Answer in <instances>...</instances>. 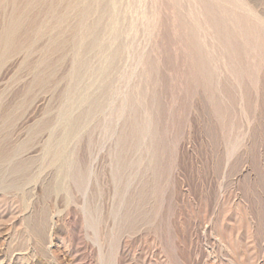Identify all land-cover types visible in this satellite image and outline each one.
Returning a JSON list of instances; mask_svg holds the SVG:
<instances>
[{"label": "rangeland", "instance_id": "obj_1", "mask_svg": "<svg viewBox=\"0 0 264 264\" xmlns=\"http://www.w3.org/2000/svg\"><path fill=\"white\" fill-rule=\"evenodd\" d=\"M36 1L0 0V264H264V0Z\"/></svg>", "mask_w": 264, "mask_h": 264}, {"label": "bare ground", "instance_id": "obj_2", "mask_svg": "<svg viewBox=\"0 0 264 264\" xmlns=\"http://www.w3.org/2000/svg\"><path fill=\"white\" fill-rule=\"evenodd\" d=\"M36 1V0H35ZM40 1V0H39ZM90 1V0H89ZM94 1V0H93ZM30 2V1H29ZM34 2V1H33ZM32 2V3H33ZM37 2V1H36ZM80 2V1H79ZM32 3L30 4V5H32ZM84 3V2H83ZM96 3V2H95ZM90 4V3H89ZM94 4V3H93ZM38 5V4H37ZM72 5V4H71ZM71 5H70V7H71ZM85 5V4H84ZM29 6V5H28ZM80 6V5H79ZM85 6H87V5H85ZM37 7V6H36ZM76 7H78V6H76ZM83 7V6H82ZM81 8V7H80ZM91 8V7H90ZM70 9V8H69ZM83 9H84V7H83ZM24 10H25V8H24ZM73 10H75L74 8H73ZM72 10V11H73ZM78 10V9H77ZM77 10L75 11V13L77 12ZM70 11V10H69ZM72 11H70L71 13H72ZM83 11V10H82ZM90 11V10H89ZM14 13L12 14V16L10 17V19L8 20V22H7V24L5 25V27H4V29H2V34H1V39H0V56H2V58H3V56H5L6 55V53L8 52V51H10V49L12 48V46L14 45V41H16L15 40V35H17V32L20 30V28L22 27V13H24V12H22V13H19V11H18V9L17 10H14L13 11ZM68 12V11H67ZM113 12V11H112ZM111 12V13H112ZM78 13H79V11H78ZM95 13V12H94ZM82 14V13H81ZM88 14V13H87ZM30 15V14H29ZM28 15V16H29ZM71 15V14H70ZM90 15V14H89ZM115 15V14H114ZM26 16V15H25ZM27 16V17H28ZM91 16V15H90ZM62 17V16H61ZM68 17V16H67ZM83 17V16H82ZM85 17V16H84ZM29 18V17H28ZM69 18V17H68ZM80 18V17H79ZM25 20L27 19V18H24ZM64 19V18H63ZM88 19V18H87ZM57 20V19H56ZM68 20V19H67ZM81 20H82V18H81ZM80 20V21H81ZM84 20H86V19H84ZM62 21V20H61ZM83 21V20H82ZM87 22H88V20H86ZM98 21H99V19H98ZM112 22H115V20L114 21H112ZM61 23V22H60ZM65 23H66V21H65ZM81 23V22H80ZM83 23V22H82ZM81 23V24H82ZM84 23H86V22H84ZM97 23V22H96ZM32 24V23H31ZM87 24V23H86ZM85 24V25H86ZM112 24V23H111ZM62 25V24H61ZM115 25V24H114ZM116 25H117V23H116ZM53 26V25H52ZM88 26H90V24H88ZM97 26V25H96ZM112 26V25H111ZM53 27H56V26H53ZM83 27V26H82ZM92 27V26H91ZM98 27V26H97ZM96 27V28H97ZM114 27V26H113ZM84 28V27H83ZM82 28V29H83ZM95 28V27H94ZM96 28H95V31H96ZM59 29V28H58ZM87 29V28H86ZM90 29V28H89ZM92 29V28H91ZM81 30V29H80ZM73 31H75V30H73ZM114 31V30H113ZM116 31V30H115ZM76 32V31H75ZM86 32H87V30H86ZM90 32V31H89ZM92 33H93V31H92ZM92 33H91V35H92ZM60 35H61V33H60ZM75 35V34H74ZM89 35H90V33H89ZM76 36V35H75ZM95 36V35H94ZM93 36V37H94ZM59 37H61V36H59ZM86 37V36H85ZM90 37V36H89ZM76 38V37H75ZM82 38H83V36H82ZM54 39H56L57 40V37L56 38H54ZM78 39V38H77ZM85 39H88V38H85ZM55 40V42H57L58 40H60V39H58L57 41ZM76 40V39H75ZM79 40H81V39H79ZM92 40V39H91ZM52 41H54V40H52ZM89 42V41H88ZM99 42V41H98ZM79 43V42H78ZM17 44V43H16ZM21 44V43H20ZM54 44V43H53ZM57 44V43H56ZM55 44V45H56ZM62 44V43H61ZM61 44H57L56 45V48H62V46H61ZM85 44V43H84ZM96 44V43H95ZM18 45H19V43H18ZM65 46V45H64ZM73 46V45H72ZM84 46V45H83ZM19 47V46H18ZM24 47V46H23ZM29 47V46H28ZM28 47H27V49H28ZM66 47V46H65ZM19 48H21V45H20V47ZM64 48V47H63ZM81 48V47H80ZM17 49V48H16ZM77 49V48H76ZM82 49V48H81ZM84 49V48H83ZM57 50V49H56ZM13 51V50H12ZM15 51V50H14ZM17 51H18V49H17ZM60 51V50H59ZM83 51V50H82ZM116 54V53H115ZM117 55V54H116ZM1 58V57H0ZM1 58V59H2ZM108 59H110V58H108ZM1 62V61H0ZM104 69V68H103ZM105 73V72H104ZM102 75V74H101Z\"/></svg>", "mask_w": 264, "mask_h": 264}]
</instances>
